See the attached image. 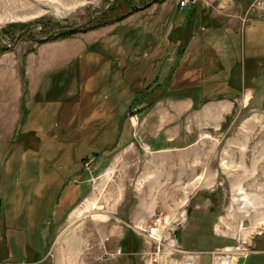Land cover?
I'll return each instance as SVG.
<instances>
[{"label":"rangeland","instance_id":"rangeland-1","mask_svg":"<svg viewBox=\"0 0 264 264\" xmlns=\"http://www.w3.org/2000/svg\"><path fill=\"white\" fill-rule=\"evenodd\" d=\"M164 1L0 0V57L18 48L23 80L0 143V264H264V0H188L183 21ZM103 30L26 75L27 54ZM138 91L154 102L137 110Z\"/></svg>","mask_w":264,"mask_h":264},{"label":"crops","instance_id":"crops-1","mask_svg":"<svg viewBox=\"0 0 264 264\" xmlns=\"http://www.w3.org/2000/svg\"><path fill=\"white\" fill-rule=\"evenodd\" d=\"M169 1L170 0H165L164 2L168 3ZM220 4L221 6H223L224 3L221 2ZM170 5L174 6L173 9L176 8L177 11L180 10L183 12L181 14V21L185 20L184 18L186 16H189L187 15L189 14L187 10L189 11L190 9H193L192 11H194V8L198 6L196 4H186L183 7H179L174 3H171ZM187 7L188 9L185 11ZM195 11L198 12L195 16V20H201L203 22L201 30L209 29L213 31L214 36L217 34V31L222 30V28L223 32L228 31L224 28L223 24H218L219 22H221V20L217 17V19L214 17L218 16L216 15L217 13H210L209 16H212L211 18L213 19H210L208 22L206 20L205 22L203 19V14L200 17V11ZM190 17H193V14H190ZM190 17L188 19H190ZM143 20H140V23ZM240 21H242V23ZM243 21L244 20L240 18L237 19L235 17H230L226 20V23L230 26H233L234 29L237 30L236 33H240L241 35H243V31L245 29L244 27L246 26ZM148 22L150 21L144 20L142 23L147 24ZM107 33L108 31L103 30L101 31V34L99 36H96L93 32H89L87 33V35L81 34L79 37L64 39L62 43H59V45H56L55 47L48 45L49 47L45 46V48H41L40 51H36V53L38 54L37 56L34 55V53L27 54L25 67L26 75L29 78L32 76H38V78H41L44 77L47 73H52L54 69L62 68L66 65V63L80 56L89 43H95L97 40L103 41L102 39H100V36H104L105 34L107 35ZM92 37L93 39H91ZM194 37L198 38L197 36ZM90 39L91 41H89ZM19 56V49L17 48L13 53H4L0 57V143L2 141H5L6 139L8 140L7 137L9 133H11L15 129L17 123L19 122V111L21 107V103H19V101L21 100V96L23 94V91L21 89L23 80ZM36 57L40 59L38 69H35L34 66L36 63ZM27 89L31 92H35L34 85H32L31 82L29 83ZM11 125L13 126L12 129L10 128Z\"/></svg>","mask_w":264,"mask_h":264},{"label":"trees","instance_id":"trees-1","mask_svg":"<svg viewBox=\"0 0 264 264\" xmlns=\"http://www.w3.org/2000/svg\"><path fill=\"white\" fill-rule=\"evenodd\" d=\"M164 66V68H168V65H169V62H167V61H164L162 64H160L159 65V67H161V66ZM90 81V78H88V82ZM143 83L145 82V83H147V80H144V81H142ZM159 81H157V83H158ZM159 83H161V82H159ZM87 88V87H86ZM151 85H150V83H147V84H145V86H144V92L145 93H147V92H149L150 94H151ZM84 89H85V87H84ZM153 89V88H152ZM90 90V91H89ZM89 90H87V92L88 93H94L95 92V90H97V89H95V87H93V88H91V89H89ZM86 92V91H85ZM98 92H95V94H97ZM145 93H143L142 91H138L137 93H136V95L133 97V100L131 101V105H133L134 106V104H136V106H137V110H142V109H144V108H146L147 106H150L151 104H152V102H154V100H151V101H148V102H144V99H142L143 98V96H144V94ZM167 95H168V93H167ZM42 104H44V103H42ZM42 104H40V105H42ZM135 106V107H136ZM37 110V109H36ZM40 110H45L44 109V107L43 106H41L40 107ZM38 111V110H37ZM25 116L26 115H24L23 114V119H22V124L24 125L25 123H26V118H25ZM37 117H38V119L37 120H35V121H33V120H31L30 122H32L33 123V125H32V123H31V127H33V126H36V125H38V126H36L35 128H37V127H39L41 124H42V121L40 122V118H39V116H40V112H38V114L36 115ZM35 122V123H34ZM28 123V122H27ZM40 123V124H39ZM55 123V122H54ZM30 124V123H29ZM26 125V124H25ZM30 126V125H29ZM35 128H33V129H35ZM32 131H34V130H32ZM31 131V132H32ZM35 131L37 132V130L35 129ZM24 131H21V134L23 133ZM24 134V133H23ZM38 138H39V136H38ZM40 139V138H39ZM117 143L116 142H114L109 148H105L104 150H102V151H114L115 149H116V145ZM5 144L3 143V145L2 146H4ZM108 153H110V152H108ZM99 155H100V152H98L97 151V148H96V151H93V153H92V156H85L84 158H82L81 159V161L83 160H88L89 158H91V157H99ZM70 188V192H71V190L73 189L72 188V184H70V186H69ZM75 202H76V200H75ZM74 202V203H75ZM2 206V205H1ZM122 244H125V247L127 246V240H123V242H122ZM27 245L29 246V244L27 243ZM25 250H27V253H28V251L30 252V249H29V247H27ZM37 253V252H36ZM124 255V254H123ZM122 257V256H121Z\"/></svg>","mask_w":264,"mask_h":264},{"label":"built area","instance_id":"built-area-1","mask_svg":"<svg viewBox=\"0 0 264 264\" xmlns=\"http://www.w3.org/2000/svg\"><path fill=\"white\" fill-rule=\"evenodd\" d=\"M176 1H177V5L179 6H185L188 3V0H176ZM147 235L151 240L157 241L156 237L158 236V228L154 225L149 227V229L147 230ZM119 252L120 249H118L116 253Z\"/></svg>","mask_w":264,"mask_h":264},{"label":"bare ground","instance_id":"bare-ground-1","mask_svg":"<svg viewBox=\"0 0 264 264\" xmlns=\"http://www.w3.org/2000/svg\"><path fill=\"white\" fill-rule=\"evenodd\" d=\"M245 201V200H244ZM244 203V202H243ZM240 208H241V206H239ZM244 206H242V208H243ZM224 262V261H223Z\"/></svg>","mask_w":264,"mask_h":264}]
</instances>
